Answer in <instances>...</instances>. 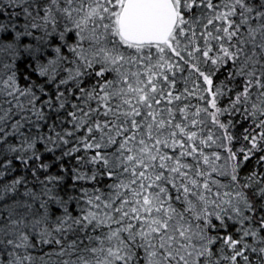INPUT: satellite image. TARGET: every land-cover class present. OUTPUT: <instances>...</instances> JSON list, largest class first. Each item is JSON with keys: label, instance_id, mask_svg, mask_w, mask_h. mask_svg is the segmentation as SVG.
I'll return each instance as SVG.
<instances>
[{"label": "snow or ice", "instance_id": "snow-or-ice-1", "mask_svg": "<svg viewBox=\"0 0 264 264\" xmlns=\"http://www.w3.org/2000/svg\"><path fill=\"white\" fill-rule=\"evenodd\" d=\"M0 264H264V0H0Z\"/></svg>", "mask_w": 264, "mask_h": 264}]
</instances>
